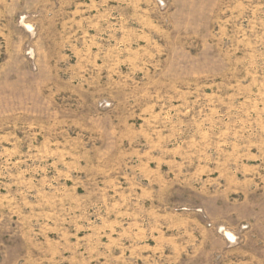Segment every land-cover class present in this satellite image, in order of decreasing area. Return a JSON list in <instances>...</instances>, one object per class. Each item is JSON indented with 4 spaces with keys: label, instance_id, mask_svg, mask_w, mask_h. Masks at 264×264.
Wrapping results in <instances>:
<instances>
[{
    "label": "rangeland",
    "instance_id": "1",
    "mask_svg": "<svg viewBox=\"0 0 264 264\" xmlns=\"http://www.w3.org/2000/svg\"><path fill=\"white\" fill-rule=\"evenodd\" d=\"M0 264H264V0H0Z\"/></svg>",
    "mask_w": 264,
    "mask_h": 264
}]
</instances>
